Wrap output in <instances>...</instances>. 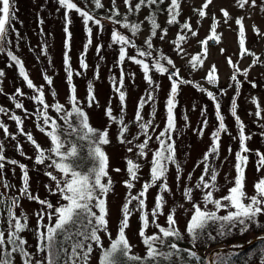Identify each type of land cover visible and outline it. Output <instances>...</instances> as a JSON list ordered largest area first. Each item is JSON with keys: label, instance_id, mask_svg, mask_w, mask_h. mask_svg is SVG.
I'll return each mask as SVG.
<instances>
[{"label": "rangeland", "instance_id": "rangeland-1", "mask_svg": "<svg viewBox=\"0 0 264 264\" xmlns=\"http://www.w3.org/2000/svg\"><path fill=\"white\" fill-rule=\"evenodd\" d=\"M15 19L11 22L6 39L2 46L3 52H0V71L4 73L0 77V107L6 110V113H0V122H3L9 130L5 135L3 129H0V142L3 143V152L8 160H16L27 166L30 176V190L34 195H39L41 199L49 200L53 205L60 201V195H53L49 188L55 189V182L45 175L46 172H52L57 177L60 173L54 168L48 167L49 161L37 165L35 157L37 155L35 147L27 140L25 135H21L18 126L10 116L12 113L20 116L23 120V129L25 133H30L41 148L47 150L51 148L50 138L41 132L39 128L43 126L42 116L38 114V109L42 112L43 106L37 104L32 97L39 95L36 89H29L26 81L19 74V67L11 61L7 53L10 51L16 55L24 64L25 70L37 88L44 92L45 103L49 105L48 115L56 119L59 123L64 115L63 112L57 113L54 105L59 103L64 106L65 110H71V87L76 89L78 106L84 109L89 117V123L98 130H107L109 132L110 143L103 146L108 158V173L112 179V189L108 193V232L111 233L112 239L118 235V228L122 220V206L126 202L129 189L124 182L129 179L126 171V159H132L140 165L138 171V180L133 181L134 187L131 189L132 195H137L146 181H150V161L156 150L159 149V142L156 136L166 126V101L169 98L171 79L167 74L157 73L153 67L160 55L173 60L175 67L161 61L166 67L179 71V77L199 83L208 91L217 95L221 104V114L225 118L227 132L222 133L220 139V150L218 158H210L209 164L218 171L216 185L218 191L213 193L216 199L228 194V189L233 186L236 176L234 169L235 153L239 150L238 140V123L230 113L233 98H236L237 114L245 124V134L251 136L247 141V146L252 150L247 155L249 162L245 170V191L250 197L255 195L254 184L261 178H264V170H256V161L258 157L255 152L258 150L264 153V7L263 0H257L256 8H246L244 10L235 6V0H212V3L206 9V17L200 18L194 9L200 8L205 0H182L181 2V24L189 21L192 29L197 35L192 36L190 32L185 31L187 39L181 43L182 53H178L172 43L178 32L180 25H165V18L160 23L161 29L157 30L156 37L152 38L153 49L152 56L137 57L144 59L150 65L149 75L152 77L153 84L149 85L141 66L136 65L127 58L123 65L119 64V45L112 43L111 33L118 30L122 34H132L130 30L122 27L124 17L127 16L128 22L141 23V31L133 36V42L137 48L149 51L145 40L150 36L151 26L145 17L148 15V7H142L139 13H129L124 0H101L103 7L96 9L92 0H74L81 8L89 10L97 18L102 19L103 28L89 23L92 27L91 45L86 51L87 70L81 69L80 59L85 52V45L89 39L82 18L73 10L68 14L71 23H66L65 9H63L58 0H12ZM133 7L138 0H131ZM118 9L120 15L115 19L120 20L121 24H113L107 17L112 15V9ZM221 9H226L232 19L227 24ZM215 17L219 24L217 25V35L219 41L209 40L207 46L201 42L211 35L212 17ZM245 17L246 29V47L260 57V62L251 67L247 78L239 76L244 81L243 86L239 89L237 95L236 86L232 83L230 87V76L233 74L232 67L227 63L231 57L233 63L243 71L252 64L253 56L245 55L240 58V49L238 45V26L235 19ZM259 29V35L253 30V26ZM67 27L71 33L70 41L67 40V34L64 31ZM167 29V35L164 39L160 38L161 30ZM19 33V35H17ZM66 42L70 44V51L67 55L70 58L71 70L73 72L71 85L67 79V69L64 63L66 52ZM100 47L99 52L97 51ZM207 47V54L202 55L203 64L198 68H192L190 61L193 56L203 54L204 48ZM221 49L224 51L221 52ZM200 52V53H199ZM136 50L128 47V55H136ZM215 65L219 77L218 85H211L205 79L206 74L211 67ZM76 73H79L77 75ZM123 74L122 91L126 94L124 101L125 108L122 112L119 94L114 91L113 84L119 87V81ZM45 76L51 78L52 83L48 84ZM176 78V77H174ZM248 81H254L256 87L253 88ZM89 84L92 85L94 100L89 106ZM17 89L21 90L24 95H17ZM221 90H226L222 94ZM151 92L154 99L147 101L145 107L140 110L144 121H151L152 127L148 130V135L152 137L149 140L148 147L145 149L147 157L138 156L139 149L136 145L142 143L146 137L141 133L139 125L135 120L138 111V103L141 98H147ZM15 96V100L12 97ZM255 97L260 105L261 117L258 118L255 113L256 105L253 104L252 98ZM176 107L174 115L176 120V130L172 133L174 141L176 161L180 165V179L177 180V168L174 164L168 165L167 183L171 189L170 192H161L159 186L149 189L147 194V208L149 212L154 207L155 197L162 194L165 198L163 215L159 216L158 223L166 226V217L170 210L175 209V218L180 231L185 232L188 221L192 215L194 203H199L203 208L202 192L195 189L204 165L200 163L204 154L209 150L212 144V133L216 131L218 121L214 102L211 101L206 93L198 91L193 85L182 84L176 97ZM23 104L22 109L15 108V103ZM111 107L113 115L117 121L123 115L128 132L125 133V143H121L118 136L121 125L116 121L110 120L106 115V110ZM206 109L202 113V110ZM154 112V115H153ZM187 117V120H185ZM207 120V126L203 122ZM203 128V135H200V129ZM50 129L46 128V131ZM15 137L13 139L12 137ZM127 141H131L128 143ZM21 145L23 155L17 149ZM231 148V153L229 152ZM132 148L131 152L127 149ZM31 157V159H29ZM199 165V166H197ZM115 169H120L119 172ZM191 174V180L188 179ZM21 170L18 165L10 163L5 164L3 169L2 180H6L12 187L8 190L3 188L0 183V192H5L7 196L18 194L21 186ZM207 179V177H206ZM107 183V178L104 180ZM185 187H193V199L191 202L183 198ZM248 201L246 200L245 203ZM183 205V207H180ZM41 205L35 201H28L21 198L20 207L15 211L17 215L22 212L28 216L29 230L22 233L27 240V248L34 253V259H40L42 254L36 252L37 246V217L35 213L41 209ZM136 202L130 205L132 215L129 219V226L125 230L126 237L132 246V251L137 254L146 252V247L142 243L139 232L141 230V213L135 211ZM209 210H215L212 205H208ZM231 210V209H230ZM227 213V210H220L218 214ZM6 221V213L3 218ZM151 215H149L150 226L147 229L148 235L158 232L154 224H151ZM54 221V220H53ZM44 223L47 224V218ZM7 227L6 222L1 226ZM103 246L110 243L107 233H100ZM94 251L91 254L89 264H99L102 250L93 245ZM206 253H212V248L202 250ZM250 264H264V259H256Z\"/></svg>", "mask_w": 264, "mask_h": 264}, {"label": "snow or ice", "instance_id": "snow-or-ice-1", "mask_svg": "<svg viewBox=\"0 0 264 264\" xmlns=\"http://www.w3.org/2000/svg\"><path fill=\"white\" fill-rule=\"evenodd\" d=\"M96 9L103 7L101 0H92ZM181 2L182 0H170V4L166 8L168 13L167 23L169 25H180V32H178L176 39L172 42L178 53H182L183 49L181 43L185 42L187 36L184 34L185 31L190 32L192 36L197 35L196 31L192 29V25L189 21H185L182 24L178 20L181 15ZM59 5L65 9V20L66 23H71L68 18V14L73 10L82 18L85 25L87 35L89 37L87 44L85 45V52L82 53L80 59L81 69L87 70L88 65L86 63V51L89 45H91L92 27L89 23L103 28L102 19L97 18L92 14L91 11L85 10L79 7L74 0H58ZM125 5L128 8L129 13H139L142 7H148L151 9L153 6L159 10V6L164 3V0H138V3L133 7L131 0H124ZM212 3V0H205L203 5L194 9V12L200 17H206V9ZM115 4V0H113ZM235 6L241 10L246 8H256L257 0H235ZM264 11V7L260 8ZM112 15L107 17L113 24H121L120 20L115 19L120 13L118 9H112ZM224 22L232 19L230 13L226 9H221ZM15 19V11L12 0H0V45L6 39L9 28L12 26L11 22ZM145 20L151 26L150 36L145 40V44L149 51L141 50L137 48L136 44L126 35L122 34L118 30H113L111 33L112 43L119 45V64L123 65L127 58L136 65L141 66L142 71L145 75V79L149 85L153 84L152 77L149 75L150 65L146 63L143 57L152 56L153 49L152 38L156 37L157 30L161 29L160 24L156 19V11L151 12L145 17ZM213 23L211 25V35L201 43L207 46L209 40L219 41L220 37L217 35V25L219 21L212 17ZM245 17L241 16L235 19V24L238 26V45L240 49V58L243 59L245 55L253 56L254 59L249 68L241 69L238 65H235L229 57L227 63L233 69V74L230 76V87L232 83L236 86L237 95L239 89L243 86L244 81L239 79V76L247 78L251 67L256 66L260 62V57L256 56L254 52H251L246 47V29L244 23ZM142 23V22H141ZM141 23H130L128 22L127 16L124 17L122 27L129 29L133 36L137 35L141 31ZM253 30L259 35V29L253 26ZM64 31L67 34V40L70 41L71 33L68 32L67 27ZM19 35V33H17ZM167 35V29L161 30L160 38L164 39ZM136 50V55H128V47ZM100 47L98 46L97 51L99 52ZM4 48L0 46V52H3ZM67 51H70V44L66 42V52L64 56V63L67 69V79L71 85L73 72L71 70L70 58L67 55ZM224 50L221 49V52ZM207 54V47L204 48L203 54L193 56L190 64L192 68H198L202 66L203 59L202 55ZM7 55L11 61L15 62L19 67V74L23 77L27 83L29 89H36L39 95L32 97L36 100L37 104L43 106V111L38 109V114L42 116L43 126L39 128L41 132L50 138L51 148L45 150L36 142L30 133H25L23 129V120L20 116L12 113L10 118L16 122L19 133L25 135L27 140L35 147L37 155L35 157V163L37 165L44 164L45 161H49L48 167L54 168L60 173V177L54 175L52 172H46L51 181L55 182V189L49 188L51 194L60 195V201L57 205H53L47 199H41L39 195H34L30 190V176L26 165L19 163L16 160H8L3 152V143L0 142V177H3V169L6 163L12 165H18L21 170V186L18 189V194L13 196H7L5 192H0V224L5 223L7 227H0V264H14V258L19 255L22 264H33L34 253L30 252L26 247L28 242L22 236V233L29 230L28 216L22 212L17 215L16 209L20 207L21 198L27 199L28 201H35L41 205V209L35 213L37 217V246L36 252L41 255V258L35 261V264H89L91 254L94 251L93 245L101 248L102 255L99 264H176L173 261V257H177L179 264H189L191 261H196L197 264L200 262V257L196 251L192 249H181L178 242L184 239L183 233L177 226V220L175 218L176 210H170L166 217L167 227L161 226L157 221L159 216L163 215V209L165 206V198L162 194H158L155 197L154 207L149 212L147 208V194L149 189L154 186H159L161 192H170L171 189L167 183V171L168 165L174 164L177 168V180L180 179L179 171L180 165L176 161V152L174 141L172 140V133L176 130V120L174 115V109L176 107V97L182 84L193 85L198 91L206 93L207 97L214 102L216 111V117L218 126L216 131L212 133L211 139L212 144L209 150L204 154L203 159L200 161L204 165L202 174L200 175L195 189L202 192V202L204 207L202 208L199 203H194L192 207V215L186 226V232L190 238V242L195 247L196 242L201 237L207 235L210 240L216 239L212 236L211 232L206 233V229L210 224H217V235L224 237L229 235L236 225H240V232L243 234L247 231L249 223L256 221V218L264 214V178L259 179L254 184L255 195L248 196L245 191V170L249 162V156L247 155L252 150L247 146V141L251 139V136L245 134V124L237 114V103L236 98H233L230 108L232 117L238 123V140L239 150L235 153V164L234 169L236 176L234 178L233 186L228 189V194L216 199L213 195L215 191H218L216 185L218 171L212 168L209 164L210 158H218L220 150V139L222 133L227 132V126L225 124V118L221 114V104L217 98V95L211 91H208L202 87L199 83H194L191 80H186L179 77V71L176 70L174 76L171 78V87L169 98L166 101V126L156 136V140L159 142V149L153 154L150 161V181H146L142 185L141 191L137 195H132L131 189L135 186L133 181L138 180V171L140 165L135 163L132 159H126V171L129 179L124 182L129 192L127 194L126 202L123 204L122 220L120 221L118 228L117 238L112 239L111 233L108 232V209L106 197L112 189V179L108 173L109 158L106 152L103 150V146L110 143L109 132L107 130H98L92 127L89 123V117L78 106V100L76 97V89L74 86L71 87V110H65L64 106L57 103L54 105L57 113L63 112L64 115L60 117L66 125L61 130L56 119L51 118L48 115L47 109L48 104L45 103L44 92L34 85L32 80L29 78L23 62L12 52H8ZM141 57V58H137ZM161 61H166L169 66L175 67L172 59L160 55L159 59L156 60L153 65L155 71L160 74L169 73V67H166ZM79 75V73H76ZM4 73L0 71V77ZM48 84L52 83L51 78L45 76ZM205 79L211 85H218L219 77L217 75V69L213 65L210 71L206 74ZM253 88L257 85L254 81H248ZM119 87L113 84L114 91L119 94V100L121 101V110L123 112L126 99V94L121 90L123 86V74L119 81ZM89 106H91L94 95L92 92V85L89 84ZM222 94H226V90H221ZM17 95L23 96L24 93L17 89ZM15 100V96L12 97ZM154 97L151 92L147 94V98H141L138 103V111L135 115V120L139 125L141 133L146 139L136 145L139 149L138 156L147 157L145 149L148 147L149 140L152 139L148 135V130L152 127L151 121H144L140 110L145 107L147 101L153 100ZM256 105L257 111L255 115L261 117L260 105L255 97L251 101ZM24 106L20 102L15 103V108L22 109ZM206 109L202 110V113ZM0 113H6V110L0 107ZM107 117L116 121L121 125L119 130V140L121 143H125L124 135L128 132V127L125 125L123 115L117 121L113 115L111 107L106 110ZM154 115V112H153ZM75 120V122H74ZM187 120V117H185ZM204 127L207 126V120L203 122ZM264 127V125H261ZM46 128L50 129L46 131ZM0 129H3L5 135L9 134L8 127L0 122ZM203 128L200 129V135H203ZM15 139V137H12ZM75 138L76 142H73ZM78 142H87L88 144V159L91 162V167L86 171L80 170V156L78 149ZM131 143V141H127ZM17 149L23 155V149L21 145H17ZM128 152L132 151V148L127 149ZM231 153V148L229 147ZM258 157L256 161V170H264V153L255 152ZM31 159V157H29ZM199 166V165H197ZM119 172L120 169H115ZM207 177V179H206ZM107 178V183L104 182ZM191 180V174L188 177ZM0 183L3 184L5 190L10 189L12 186L6 181L0 179ZM193 187H185L183 190V198L189 202L192 201ZM248 201L245 203V201ZM136 202L135 211L141 213V230L139 235L142 243L146 247V255L144 257L132 254V246L130 245L125 230L129 226V219L131 217L132 210L130 205ZM208 205H212L215 210H209ZM183 207V205H180ZM95 209V211L93 210ZM231 209V210H230ZM220 210H227V215L220 216L218 212ZM6 213V221L3 219ZM149 215H151V224H154L158 229V232L151 235L146 234L147 229L150 226ZM47 218L48 223L45 224L44 220ZM53 220L55 221L53 223ZM107 233L110 246L105 249L103 246L102 238L100 233ZM164 247L167 251L163 250ZM242 247V246H234ZM183 253L187 254L185 258Z\"/></svg>", "mask_w": 264, "mask_h": 264}, {"label": "trees", "instance_id": "trees-1", "mask_svg": "<svg viewBox=\"0 0 264 264\" xmlns=\"http://www.w3.org/2000/svg\"><path fill=\"white\" fill-rule=\"evenodd\" d=\"M169 4L170 0H164V3L159 6V10H157L156 7L153 6L151 9L148 10V15L151 12L156 11L157 22L160 24L162 18H165V25H169L167 23L168 13L166 11V8ZM178 20L180 21V16L178 17ZM130 23H135V20ZM125 35L133 41L132 34L129 35L128 33H126ZM82 110L86 113L84 109ZM58 124L61 130L66 127L63 120H61ZM73 142H76L75 138H73ZM78 149L80 156V170L86 171L88 168L91 167V162L88 159L87 142H78ZM93 210L95 211V209ZM218 215L223 216L227 215V213ZM54 222L55 221H53V223ZM0 227L5 228V226H1V224ZM165 227H167V225ZM217 227V224H210L209 227L206 229V233L211 232L212 236L216 237V239L210 240L207 238V235H205L196 242L195 247H193L192 243L190 242V238L187 232L181 231V233H183L184 235V239L178 242L179 247L181 249H192L193 251H196L197 255L200 257L199 264H250L256 259H264V214L259 215L256 218L255 222L249 223L247 231H245L243 234H241L240 232L241 226L236 225V227L233 228L232 232L229 235L221 237L217 235ZM115 238H117V236L113 239ZM109 246L110 243L104 248L107 249ZM206 248H212V250L215 248L219 249L213 252L212 259H210V254L202 251ZM163 250L167 251V248L164 247ZM132 254L144 257L146 255V252L143 254H137L132 251ZM182 255H184L185 258L187 257L186 253H183ZM36 260L38 259H33V264H35ZM173 261H176V264H179V261L175 256L173 257ZM14 264H22L19 255L15 256ZM189 264H197V262L191 261L189 262Z\"/></svg>", "mask_w": 264, "mask_h": 264}, {"label": "water", "instance_id": "water-1", "mask_svg": "<svg viewBox=\"0 0 264 264\" xmlns=\"http://www.w3.org/2000/svg\"><path fill=\"white\" fill-rule=\"evenodd\" d=\"M175 72H176V71L171 70V71L169 72L170 76H171V77H174V73H175Z\"/></svg>", "mask_w": 264, "mask_h": 264}]
</instances>
